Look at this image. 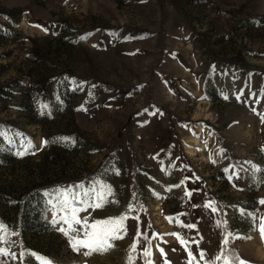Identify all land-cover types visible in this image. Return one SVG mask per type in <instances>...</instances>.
<instances>
[{
    "label": "rangeland",
    "instance_id": "obj_1",
    "mask_svg": "<svg viewBox=\"0 0 264 264\" xmlns=\"http://www.w3.org/2000/svg\"><path fill=\"white\" fill-rule=\"evenodd\" d=\"M256 113L264 115V0H0V222L18 233L9 238L18 259L6 264L21 252L55 264H126L129 255L145 264L148 247L152 264H165L159 248L169 264H187L186 247L204 264L199 251L213 261L229 234L252 238L230 237L226 256L264 264V241L238 211L264 216ZM230 166L239 172L231 181ZM90 180L110 185L118 203L78 219L118 217L130 202L135 211L123 239L85 256L52 222L61 210L47 194Z\"/></svg>",
    "mask_w": 264,
    "mask_h": 264
},
{
    "label": "snow or ice",
    "instance_id": "obj_2",
    "mask_svg": "<svg viewBox=\"0 0 264 264\" xmlns=\"http://www.w3.org/2000/svg\"><path fill=\"white\" fill-rule=\"evenodd\" d=\"M87 35H91L90 33ZM87 36L81 37L80 39H86ZM84 82H80L77 84V87L82 88ZM95 87V85H93ZM75 90V89H73ZM91 95V93H89ZM227 98V97H225ZM239 100L240 97L237 96ZM43 107H47L44 105ZM86 110V109H81ZM253 112H256V109H252ZM145 112L148 110L145 109ZM159 110L157 109L156 112ZM156 112L150 113L151 115H155ZM162 114V113H161ZM261 116L262 122H264V115L260 113H256ZM139 115V114H138ZM0 135H5L4 132L0 131ZM61 141H69L70 138L63 137L60 138ZM47 143V141H45ZM33 146L29 142L27 148L24 151H18L16 154L19 156H23L27 154V151L31 149ZM250 163V162H249ZM225 173L228 174L227 178L231 181L233 177L238 178L239 172L234 169L233 166L224 169ZM115 174H119L118 170H115ZM189 179L188 177L185 180ZM196 179H199L196 177ZM184 184L185 181L182 180L180 182ZM180 185H174L171 187H179ZM171 187L167 190L170 191ZM193 191L195 190H187L185 195L191 198ZM49 196V207L53 209H60V219H56V216H53V223L60 224L59 231L68 236L69 246L79 252L81 248L86 249L83 252V255L89 256L92 252H107L109 249L113 247L112 241L117 239H123V234H126V229L124 226V222L129 218V213L135 211L133 204L130 202L125 214H122L118 217L108 218L104 220H94V222L89 225L88 218L85 217L83 221L77 218V213L80 211H86L87 209H97L101 208L105 203L113 202L118 203L117 201H110L109 197L112 195L111 186L102 180H90L88 185L86 186L84 183H80L73 186H68L64 189H54L51 193L47 194ZM153 195H156L159 198V194L153 192ZM132 199L135 200V193L132 194ZM53 201H55L53 203ZM260 205H264V198L258 201ZM195 207V205H193ZM204 207L211 209L213 213L219 211V208L216 206L215 202L212 200H208L205 202ZM241 215H247L252 223L250 225V230L253 232H258L261 241H264V216H258L254 213L247 212L245 209H238ZM134 220L139 221V216H132ZM171 220L172 218L169 217ZM73 223L76 225H80L79 229H75L77 235H71L70 231L73 230ZM64 224L68 225L67 230L63 226ZM189 229H194L196 225L187 224L185 225ZM219 226V225H218ZM83 233L84 238H80L79 233ZM123 233V234H122ZM18 235V233L10 231L2 222H0V257L5 259H0V264H6L7 258L16 260L18 259L17 254L11 252V241L10 237ZM142 235L139 230V225L137 226V237ZM171 235L177 236L180 245L186 247V241L179 236V233H172ZM231 239H251V236H239L237 235H226L221 241V253L216 255L213 261H208L205 259V252L203 250L199 251V259L204 261V264H218V262L223 261V264H247V262L243 259H240L239 256L228 257L225 255L226 246L229 243V238ZM146 238V237H145ZM192 243H196L199 245V241L193 240ZM138 247V243L134 242L131 245L132 250L134 251ZM187 250V264H199V261L196 260V256L193 254L191 250ZM159 252L161 257L165 261V264H169L167 261V255L164 252L163 248H159ZM144 258L145 264H152V261L149 259L151 256L150 247L144 248L140 253ZM31 256L36 264H55V262L51 258H45L43 255H37L35 252H21L19 254V264H24V257ZM126 264H132V256L129 255L126 261Z\"/></svg>",
    "mask_w": 264,
    "mask_h": 264
},
{
    "label": "trees",
    "instance_id": "obj_3",
    "mask_svg": "<svg viewBox=\"0 0 264 264\" xmlns=\"http://www.w3.org/2000/svg\"><path fill=\"white\" fill-rule=\"evenodd\" d=\"M4 11V13H6V14H9L10 12H11V10H3Z\"/></svg>",
    "mask_w": 264,
    "mask_h": 264
}]
</instances>
